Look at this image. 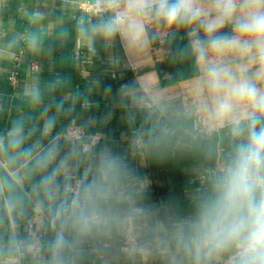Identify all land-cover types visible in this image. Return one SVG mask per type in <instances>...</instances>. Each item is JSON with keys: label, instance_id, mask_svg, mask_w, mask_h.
Wrapping results in <instances>:
<instances>
[{"label": "clouds", "instance_id": "1", "mask_svg": "<svg viewBox=\"0 0 264 264\" xmlns=\"http://www.w3.org/2000/svg\"><path fill=\"white\" fill-rule=\"evenodd\" d=\"M85 13L74 31L92 55L117 41L143 53L182 29L187 86L179 102L122 86L121 151L102 130L112 112L87 115L98 80H29L27 110L0 128V264H264V0H88ZM44 19L32 12L7 48L40 52ZM193 151L197 185L155 199L142 169Z\"/></svg>", "mask_w": 264, "mask_h": 264}, {"label": "crops", "instance_id": "2", "mask_svg": "<svg viewBox=\"0 0 264 264\" xmlns=\"http://www.w3.org/2000/svg\"><path fill=\"white\" fill-rule=\"evenodd\" d=\"M84 0H0V47L5 52H11L13 58L7 56L0 59V103L8 109L0 118V128H5L9 119L16 115V110H27L21 97L26 83L33 78L50 79L54 74H60L70 79L71 90L85 86L91 80H98L94 85L93 99L98 107L89 110V116H103L111 111L110 122L102 127L105 135L115 141L119 150L127 149L128 128L124 122V109L121 107L117 95L122 86L137 84L145 90H155L179 102L186 87V79L163 86L158 72L151 67L137 66L136 62L145 57L143 53H133L117 41L112 47L104 48L97 45L96 55L88 53L86 48L77 47L74 31L75 18L86 14L77 4ZM43 12L42 21L45 31L42 33L45 41L44 48L38 53L27 50L23 42L13 44L7 48L18 34L32 27L28 16L32 12ZM62 18L63 25L58 23ZM63 26L68 29L69 37L61 42L58 31ZM51 33V35H49ZM14 74L15 81L10 76ZM185 83V84H184ZM175 87H182L179 92ZM110 92H105L106 89ZM77 111H80L77 106ZM95 127H101L96 125ZM200 155L193 151L176 160L165 162H151L142 171L149 177L152 194L155 199L183 197L193 189L197 183L198 166L202 163Z\"/></svg>", "mask_w": 264, "mask_h": 264}, {"label": "trees", "instance_id": "3", "mask_svg": "<svg viewBox=\"0 0 264 264\" xmlns=\"http://www.w3.org/2000/svg\"><path fill=\"white\" fill-rule=\"evenodd\" d=\"M186 44L187 37L182 29L171 41L167 37H163L161 45L166 49L165 56L154 61V68L158 72L161 85L166 86L184 80L190 74V61L180 60L173 55L175 49L184 47Z\"/></svg>", "mask_w": 264, "mask_h": 264}, {"label": "rangeland", "instance_id": "4", "mask_svg": "<svg viewBox=\"0 0 264 264\" xmlns=\"http://www.w3.org/2000/svg\"><path fill=\"white\" fill-rule=\"evenodd\" d=\"M160 31L166 32L167 30L165 28H161ZM162 39L157 41L154 45H152V47L148 51H146V54H144L145 55L144 58H142L136 62L137 66H139V68L141 67V69H142L143 67L149 68V67H151V65L154 66L155 59H162L165 56L166 49H165V47H163L161 45ZM175 84H177V83H175ZM175 84H173V87H174V90L177 92H179L182 89L184 90L186 88V87L182 88L179 86L175 87Z\"/></svg>", "mask_w": 264, "mask_h": 264}, {"label": "built area", "instance_id": "5", "mask_svg": "<svg viewBox=\"0 0 264 264\" xmlns=\"http://www.w3.org/2000/svg\"><path fill=\"white\" fill-rule=\"evenodd\" d=\"M87 4H88V0H84V1H81L77 4V6L82 9V10H85L86 7H87ZM10 78L12 79V81H15V77H14V74H12L10 76Z\"/></svg>", "mask_w": 264, "mask_h": 264}]
</instances>
